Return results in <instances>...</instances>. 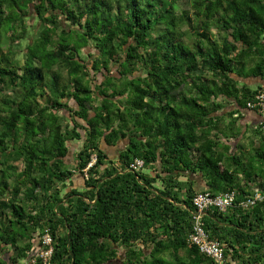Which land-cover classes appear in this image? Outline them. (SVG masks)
<instances>
[{"label": "trees", "instance_id": "obj_1", "mask_svg": "<svg viewBox=\"0 0 264 264\" xmlns=\"http://www.w3.org/2000/svg\"><path fill=\"white\" fill-rule=\"evenodd\" d=\"M179 1L0 0V264H212L187 242L205 191L235 194L202 217L210 238L264 264V201L238 205L264 194V126L230 151L241 131L220 100L260 90L234 73L253 56L264 74V0ZM120 141L111 160L102 144Z\"/></svg>", "mask_w": 264, "mask_h": 264}, {"label": "built area", "instance_id": "obj_2", "mask_svg": "<svg viewBox=\"0 0 264 264\" xmlns=\"http://www.w3.org/2000/svg\"><path fill=\"white\" fill-rule=\"evenodd\" d=\"M264 76V74H263ZM248 109L256 110L264 114V90L257 91L255 101L247 103ZM264 126V123H262ZM143 166L141 160H135L130 164V169L138 170ZM264 201V194L255 191L253 196L247 197L245 200L239 202L243 208H249L255 202ZM235 202L234 192H223L220 194H212L209 191L198 192L192 200L195 211L191 212V229L187 242L197 247L198 251L205 257L212 260V264H227V256L225 253L224 244L217 240L210 238L205 229L202 217L208 210H216L220 213H226L233 206ZM42 245L45 249L40 251L37 256L43 259L44 263H48L52 253L51 237L45 233L41 237Z\"/></svg>", "mask_w": 264, "mask_h": 264}, {"label": "crops", "instance_id": "obj_3", "mask_svg": "<svg viewBox=\"0 0 264 264\" xmlns=\"http://www.w3.org/2000/svg\"><path fill=\"white\" fill-rule=\"evenodd\" d=\"M188 5H189V0H188ZM260 42L264 44V35L261 37ZM261 59L258 57H253L251 56L246 63L242 64L241 66L237 67L236 72L234 73V77L237 80L238 84L237 87H240L241 85L246 86L249 90L251 91H256V90H264V76H254L253 72L258 69V65L261 62ZM220 100L224 104V108L222 110V114H227L230 112H233L232 119L236 120L234 124V129L240 130L241 133L238 136V138L235 141H231L230 145V151L233 150L234 145L236 144L237 140L241 139L242 134L244 132H247L245 137H244V147L246 149H251V147L248 145V141L252 140L253 141V147H256L258 144V139L253 138L252 131H254L256 128H258L262 123H264V114H261L257 112L256 110L253 109H238L236 106L235 101L232 99H227L223 100L220 98ZM221 142L225 143L224 139H220ZM125 144L122 146L120 150L124 148ZM118 151V152H119ZM117 152V154H118ZM117 157V155H116ZM116 159V158H115ZM112 160V159H111ZM193 180L195 182V186L200 190L204 188V182L200 179L199 176H194ZM73 184L79 185L81 184L80 179L77 181V177H74L73 179ZM68 189L70 188V185H68ZM33 245H34V250L33 253H31L29 256L35 255L39 251V240L37 238V234H33ZM124 250L120 249L119 254H118V260L123 261L124 260ZM12 255V251L9 250L8 252H4L2 255V264H11L9 262V258ZM24 263V261L22 262ZM20 263V264H22ZM227 264H236L235 260L232 261L230 258H227Z\"/></svg>", "mask_w": 264, "mask_h": 264}, {"label": "rangeland", "instance_id": "obj_4", "mask_svg": "<svg viewBox=\"0 0 264 264\" xmlns=\"http://www.w3.org/2000/svg\"><path fill=\"white\" fill-rule=\"evenodd\" d=\"M188 7H189L188 0H181V1L178 2L177 6H176V11L179 13L182 10H188ZM1 32H2V35H3L4 31L1 30ZM2 35H1V38H0V43H1V45L5 46L6 45L5 38L3 37L5 34L3 36ZM92 50L93 49H90L89 52H91ZM83 51L86 53L88 50L84 49ZM97 76H99V78L101 79L100 75H97ZM61 114H65L66 115V113H64V112H62ZM124 144H126V141H120V142H118V144L114 148L107 147L104 144H102V149L108 155V158H110L112 160H115L117 152L119 151V149L122 148V146ZM68 145L70 146V150H69V154L67 155V157L65 159L67 163L72 162V156H73L72 153H74V151L79 148V143H72L71 144V142H68ZM145 170H146V172L149 171L148 169H145Z\"/></svg>", "mask_w": 264, "mask_h": 264}, {"label": "clouds", "instance_id": "obj_5", "mask_svg": "<svg viewBox=\"0 0 264 264\" xmlns=\"http://www.w3.org/2000/svg\"><path fill=\"white\" fill-rule=\"evenodd\" d=\"M93 162H94V159L92 160V163H93ZM92 163H91V164H92ZM91 164H90V165H91Z\"/></svg>", "mask_w": 264, "mask_h": 264}, {"label": "water", "instance_id": "obj_6", "mask_svg": "<svg viewBox=\"0 0 264 264\" xmlns=\"http://www.w3.org/2000/svg\"><path fill=\"white\" fill-rule=\"evenodd\" d=\"M206 215V214H205Z\"/></svg>", "mask_w": 264, "mask_h": 264}]
</instances>
